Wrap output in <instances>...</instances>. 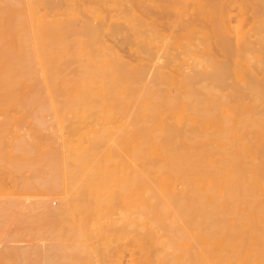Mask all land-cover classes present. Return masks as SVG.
Listing matches in <instances>:
<instances>
[{"label":"bare ground","instance_id":"bare-ground-1","mask_svg":"<svg viewBox=\"0 0 264 264\" xmlns=\"http://www.w3.org/2000/svg\"><path fill=\"white\" fill-rule=\"evenodd\" d=\"M0 194V264H264V0H0Z\"/></svg>","mask_w":264,"mask_h":264},{"label":"rangeland","instance_id":"rangeland-1","mask_svg":"<svg viewBox=\"0 0 264 264\" xmlns=\"http://www.w3.org/2000/svg\"><path fill=\"white\" fill-rule=\"evenodd\" d=\"M3 194H4V193H3ZM3 194H0V195H2V197H4ZM5 227H6V225L4 224V225H3V228L5 229ZM17 239H22V240H24L22 237H21V238H17ZM15 240H16V239H15ZM14 242H15V241H14ZM16 242H18V243L21 242L20 244H22V243L26 242V240H24V241H19V240L17 241V240H16ZM125 256H126V255H125ZM126 258H127V256H126ZM126 258L124 257V260H127Z\"/></svg>","mask_w":264,"mask_h":264}]
</instances>
